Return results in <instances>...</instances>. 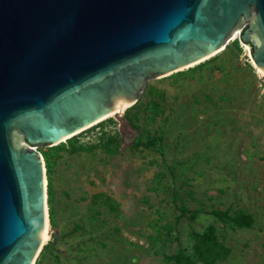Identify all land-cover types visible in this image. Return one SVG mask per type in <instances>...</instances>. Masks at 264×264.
Returning a JSON list of instances; mask_svg holds the SVG:
<instances>
[{
    "label": "rangeland",
    "instance_id": "374dc122",
    "mask_svg": "<svg viewBox=\"0 0 264 264\" xmlns=\"http://www.w3.org/2000/svg\"><path fill=\"white\" fill-rule=\"evenodd\" d=\"M79 134L119 151L52 152L54 223L35 264H174L165 255L215 223L193 209L252 214L250 228L215 223L231 249L218 264H264V75L239 36L148 81L121 121ZM149 137L162 145H142Z\"/></svg>",
    "mask_w": 264,
    "mask_h": 264
},
{
    "label": "water",
    "instance_id": "95a60500",
    "mask_svg": "<svg viewBox=\"0 0 264 264\" xmlns=\"http://www.w3.org/2000/svg\"><path fill=\"white\" fill-rule=\"evenodd\" d=\"M234 35L264 72V0H0V264H35L46 244L37 147L121 121L148 81Z\"/></svg>",
    "mask_w": 264,
    "mask_h": 264
},
{
    "label": "trees",
    "instance_id": "16d2710c",
    "mask_svg": "<svg viewBox=\"0 0 264 264\" xmlns=\"http://www.w3.org/2000/svg\"><path fill=\"white\" fill-rule=\"evenodd\" d=\"M113 121V118L106 119L99 124L91 127L101 126L106 122ZM80 134L76 135L66 142H62L58 145L50 147L48 151H44V159L46 166V174L48 178L47 193H48V206H49V217L52 223H54V208H53V185H52V164L50 157L52 152L67 151L69 153L77 152H91L98 148H103L108 152L116 154L119 151V147H112V144L108 141H100L96 144H85L80 140ZM105 140V139H104ZM162 137H149L148 140L142 145L145 147H155L156 145H162ZM161 152L163 153L162 147ZM182 212L185 213L188 209L185 207L181 208ZM192 220L199 218L202 213L211 216L215 223H223L229 225L232 228H250L255 223V218L252 214L245 211L239 210L231 213L230 210L222 209H211L207 211L193 209L190 210ZM210 224L205 230L201 232L194 231L190 236V246L188 248H180L177 252L165 255L164 259L167 262H173L174 264H218L219 261L226 259L231 249L226 246L217 235L216 224ZM181 242V241H180ZM181 244V243H180ZM45 246L44 248H46Z\"/></svg>",
    "mask_w": 264,
    "mask_h": 264
},
{
    "label": "bare ground",
    "instance_id": "6f19581e",
    "mask_svg": "<svg viewBox=\"0 0 264 264\" xmlns=\"http://www.w3.org/2000/svg\"><path fill=\"white\" fill-rule=\"evenodd\" d=\"M233 39H235V35H234V38ZM218 52H214L213 54H211V55H209V56H207L205 58H202L199 61H202V60H204V59H206V58H208V57H210L212 55H215ZM259 73L261 75H264V72L262 70H260V69H259ZM126 107H127V105L121 106L120 108H118V110L116 111V113H119L120 115L123 114V112L125 111ZM49 239H50V222H49V219H48V217L46 215V218H45V228H44V233H43V244L46 243Z\"/></svg>",
    "mask_w": 264,
    "mask_h": 264
},
{
    "label": "flooded vegetation",
    "instance_id": "af4514ba",
    "mask_svg": "<svg viewBox=\"0 0 264 264\" xmlns=\"http://www.w3.org/2000/svg\"><path fill=\"white\" fill-rule=\"evenodd\" d=\"M250 23H251V19L243 20L239 24L238 29H240L241 32H244L250 26Z\"/></svg>",
    "mask_w": 264,
    "mask_h": 264
}]
</instances>
